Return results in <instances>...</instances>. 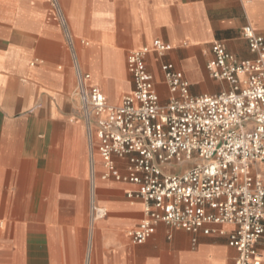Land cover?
I'll return each mask as SVG.
<instances>
[{
	"label": "crops",
	"instance_id": "0c3cea01",
	"mask_svg": "<svg viewBox=\"0 0 264 264\" xmlns=\"http://www.w3.org/2000/svg\"><path fill=\"white\" fill-rule=\"evenodd\" d=\"M245 26L264 40V0H0V264H234L229 226L203 236L158 223L132 243L145 204L127 197L135 185L101 179L73 92L81 72L119 105L132 91L127 55L159 40L172 50L146 66L162 104V63L192 96L217 94L228 85L207 75L211 45L254 59Z\"/></svg>",
	"mask_w": 264,
	"mask_h": 264
},
{
	"label": "built area",
	"instance_id": "2783aa9c",
	"mask_svg": "<svg viewBox=\"0 0 264 264\" xmlns=\"http://www.w3.org/2000/svg\"><path fill=\"white\" fill-rule=\"evenodd\" d=\"M251 60H238L222 44L211 45L210 79L227 90L192 96L184 74L171 63L159 70L168 90L162 104L146 58L172 48L159 40L130 52L126 69L132 91L117 106L108 102L90 76L77 72L73 95L101 160L102 180L136 186L127 197L145 204L146 218L128 236L141 245L162 223L203 236L224 235L236 250L234 264H264V40L251 27L241 30ZM125 161L122 174L116 162ZM92 219L105 216L92 206ZM195 242V240L193 241Z\"/></svg>",
	"mask_w": 264,
	"mask_h": 264
},
{
	"label": "rangeland",
	"instance_id": "374dc122",
	"mask_svg": "<svg viewBox=\"0 0 264 264\" xmlns=\"http://www.w3.org/2000/svg\"><path fill=\"white\" fill-rule=\"evenodd\" d=\"M259 168H260V170L262 172V178L264 180V165H260Z\"/></svg>",
	"mask_w": 264,
	"mask_h": 264
}]
</instances>
